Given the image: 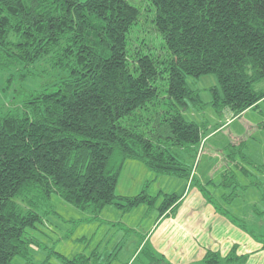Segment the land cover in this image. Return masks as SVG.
<instances>
[{"label":"trees","instance_id":"trees-1","mask_svg":"<svg viewBox=\"0 0 264 264\" xmlns=\"http://www.w3.org/2000/svg\"><path fill=\"white\" fill-rule=\"evenodd\" d=\"M144 1L164 58L130 53L143 13L127 0H0V74L10 82L17 72L23 83L51 77L0 110V264L25 255L33 244L25 233L53 212L54 194L96 217L111 206L153 208L160 198V216L173 212L180 195L122 197L116 188L129 161L158 177L191 180L207 129L183 116L189 102L201 103L188 78L215 76L211 104L234 118L264 102V0ZM36 65L46 69L32 71ZM229 149L231 160L245 142ZM232 184L227 171L221 186ZM221 262L212 252L204 259Z\"/></svg>","mask_w":264,"mask_h":264},{"label":"rangeland","instance_id":"rangeland-1","mask_svg":"<svg viewBox=\"0 0 264 264\" xmlns=\"http://www.w3.org/2000/svg\"><path fill=\"white\" fill-rule=\"evenodd\" d=\"M127 1L141 7L143 13L141 22L130 34V53L134 56L142 52L155 58H164V41L152 23L153 12H146L148 3L144 0ZM40 69L46 68L44 65H36V69L32 71L38 72ZM13 76L14 79L7 82L10 75L0 74V110L19 105L21 93L38 85L42 86L51 79L50 75L43 73L33 81L27 79V84L24 85L25 79L19 77L17 72ZM187 83L192 90L198 92L201 103L189 102L183 116L186 121L203 125L207 129L202 144L197 148L191 182L222 185L223 174L232 170L241 185L238 191L234 187L236 184H232L229 188L213 187L211 192L232 215L245 221L251 232L261 235L264 243V102L259 105L258 110L247 111L234 118L229 111L217 112L211 104L212 89L219 88L215 76L188 78ZM157 87L165 96L166 81L159 80ZM261 87L264 88V83ZM242 142H245V149L241 153L238 150L234 158L229 160L228 155L232 152L228 148ZM137 165L141 167H131ZM147 174L159 180L148 182ZM176 180L166 176L158 177L141 163L129 161L117 184L116 195L131 197L144 190L152 197H157L161 192L174 193L176 190L172 189V184ZM142 183L143 186L136 192ZM222 195L230 196V199H226L232 201L228 206L222 200ZM162 199L153 208L142 205L130 212H122L114 206L107 207L96 217L54 194L51 198L53 212L45 215L43 221L34 228L27 229L25 238L33 244L28 247L24 256L15 257L12 264H71L69 261L79 255L92 257L96 252L100 254V258L98 261L95 257L92 258L89 264H126L157 219ZM130 264H149V261L146 254L141 253Z\"/></svg>","mask_w":264,"mask_h":264},{"label":"crops","instance_id":"crops-1","mask_svg":"<svg viewBox=\"0 0 264 264\" xmlns=\"http://www.w3.org/2000/svg\"><path fill=\"white\" fill-rule=\"evenodd\" d=\"M259 88L264 89L261 86ZM130 162L133 163V161ZM131 167L138 169L141 166ZM147 176L149 177L148 182L159 180L153 175L147 174ZM191 181L177 179L172 184V189L176 191H173L174 193L164 192L167 195L177 194L182 196L178 207L173 212L172 210L167 211L162 216L158 212L157 219L151 225L136 251L132 252L126 264H130L137 254L145 252H152L161 260L156 263L155 259L152 260L147 257L149 264H204V259L208 252L218 254L222 259L220 264H264L263 237L251 232L245 221L232 215L213 196L211 192L214 190L213 187L222 188L221 185H215L211 181V183L207 184L198 183L201 186H205L213 199V203ZM119 182L120 178L118 184ZM143 183L136 189V192L140 190ZM235 183L234 187L238 191L241 185L236 177ZM164 193L161 192L158 196ZM226 197L230 196H221L228 206L232 201L226 200ZM119 217L122 218L121 216ZM94 255H96L95 258L98 261L100 254L96 252ZM91 258H94L93 255Z\"/></svg>","mask_w":264,"mask_h":264}]
</instances>
